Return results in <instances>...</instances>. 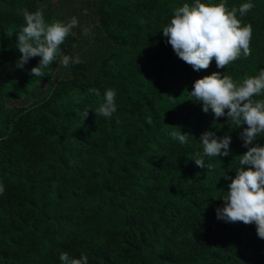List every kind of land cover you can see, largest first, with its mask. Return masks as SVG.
Instances as JSON below:
<instances>
[{
    "label": "trees",
    "instance_id": "obj_1",
    "mask_svg": "<svg viewBox=\"0 0 264 264\" xmlns=\"http://www.w3.org/2000/svg\"><path fill=\"white\" fill-rule=\"evenodd\" d=\"M247 2L237 18L252 26L251 55L196 71L162 30L173 6L194 0H0V264H62L61 252L89 264H264L255 223L216 213L248 150L242 128L229 132L227 116L189 93L213 72L239 82L264 68V0H226L229 10ZM37 9L48 23L78 19L60 51L79 64L58 55L44 77L31 74L39 56L17 66L23 14ZM109 87L117 110L97 116L89 89ZM208 130L232 137L228 156H204L209 171L192 159Z\"/></svg>",
    "mask_w": 264,
    "mask_h": 264
},
{
    "label": "clouds",
    "instance_id": "obj_2",
    "mask_svg": "<svg viewBox=\"0 0 264 264\" xmlns=\"http://www.w3.org/2000/svg\"><path fill=\"white\" fill-rule=\"evenodd\" d=\"M253 7L247 2L229 10L226 0L219 3L194 0L192 4L173 6L171 19L162 29L163 36L178 58L194 70L207 69L213 59L217 68H225L241 56L247 58L251 55L252 26L243 24L237 18V12L242 17ZM23 15L25 25L19 31L17 42L21 53L17 61L19 68L23 69L31 58L39 56L40 62L31 69V74L44 77L45 69L58 55L62 57L60 63L64 67L81 62L78 56L73 58L60 51L70 31L79 26L76 17L67 23L59 20L48 23L42 9L34 12L25 10ZM82 31L86 36L91 34L90 27L86 26ZM89 92L98 98L94 109L96 115L111 118L117 110L115 90L109 87L103 95L96 88L89 89ZM189 93L192 99L202 102L203 112L211 111L217 120L227 116L229 132L242 128L240 136L243 146L248 149L239 155L235 178L223 175L231 183L222 197L224 206L216 209L217 219L245 225L255 223L258 236L264 239V146L253 144L258 136H264V98H255L264 96V68L256 75H246L239 82L229 75L213 72L197 79ZM88 114L89 109L86 108L82 119ZM147 122L152 123L150 116ZM188 134L175 130L170 133L172 139L182 145L187 144ZM199 140L203 145V155L197 153L192 159L196 166L206 167L207 171L212 170L214 165L211 162L205 164L204 156L226 157L230 153L232 137L228 133L221 137L208 130L201 134ZM4 191L0 182V195ZM59 259L62 264H89V258L84 254L73 258L68 252H61Z\"/></svg>",
    "mask_w": 264,
    "mask_h": 264
}]
</instances>
